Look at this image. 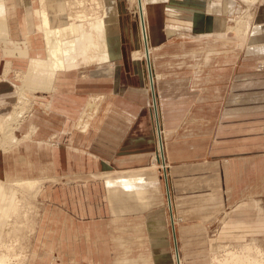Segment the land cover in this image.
<instances>
[{
  "label": "crops",
  "instance_id": "1",
  "mask_svg": "<svg viewBox=\"0 0 264 264\" xmlns=\"http://www.w3.org/2000/svg\"><path fill=\"white\" fill-rule=\"evenodd\" d=\"M29 1L27 9L19 0H8L11 37L27 42L30 57H44L36 14L41 3ZM146 1L152 46L160 35L173 36V28L162 26L169 11L193 10L200 31L223 30V15L233 11L228 2ZM52 2L48 0L49 6ZM47 10L52 26L64 24L65 15ZM115 11L111 53L118 56L59 71L49 89L32 91L34 109L23 129L26 136L33 133L31 139L0 152L3 181L67 179L43 187L49 214L38 235L39 250L56 257L48 264H174L176 235L181 256L191 255L186 240L264 238V186L261 180L249 182L250 172L264 164V72L241 78L251 84L231 87L223 105H206L214 111L222 108L219 119L208 120L192 114L203 105L194 102L199 93L190 87L189 77L163 79L158 87L166 153L161 172L151 165L158 137L144 67L130 71L134 54L133 59L127 55L126 38L134 36L139 44L137 28L133 31L138 24L120 1ZM158 12L162 22L155 25ZM167 17L177 28L189 25L186 19ZM262 35L261 29H254L249 36L252 47L262 45ZM28 63V58L13 57L15 70L6 74L0 59V112L12 103V81L19 85ZM102 98L100 117L83 119L91 103L99 104ZM56 136L58 144L49 143ZM135 256L143 261L135 263Z\"/></svg>",
  "mask_w": 264,
  "mask_h": 264
},
{
  "label": "rangeland",
  "instance_id": "2",
  "mask_svg": "<svg viewBox=\"0 0 264 264\" xmlns=\"http://www.w3.org/2000/svg\"><path fill=\"white\" fill-rule=\"evenodd\" d=\"M6 1L8 3V0ZM19 1L20 2L18 3H21L22 5L25 0ZM93 1L53 0V2L49 6L48 0H46V7L47 9L51 8L52 13H60L59 15H65L66 20L63 24L65 26L70 24L71 18H75L78 24L81 23V21H79L81 19L77 18V16L82 15L84 9L86 8L89 11L88 14H90V16L93 15L95 13V10L98 8V5H91ZM117 1H120V3L123 5V10L127 11V13L129 14H132L137 22L136 15L134 14L136 12L133 0ZM173 1V3L175 4V2L181 0ZM209 1L219 4L228 2V4L230 3L231 7L233 8V11L231 13L227 12L223 15V19L226 25L223 30L200 31L197 27L195 28V17L193 15L194 13L192 12L193 10H184V12L181 11V14L186 15L187 20L190 21L188 22L189 25H186V23L184 22V24H181L178 28L171 25L178 23L172 22L171 19H168L167 15L162 22L159 12L158 14L155 13L154 19L152 21V23L155 25H160L162 22L163 27L167 26L174 29L173 36L171 38L168 39L160 35L158 38L154 39V41H157H155L156 45L152 48V58L154 61V74L157 81L156 89L158 100H160L158 87L161 86L160 84H162L163 79H165L166 77H173L176 74H179L186 78L189 77V84L190 87H193V89L195 90V95L199 93V95L194 97V102L203 105L200 109L197 108L196 111L192 113L195 115V117L197 116L198 119L200 118V120H208L210 118L219 119L221 111L220 109L222 108H215L216 111H214L213 108H207L205 106L208 104L217 106L223 105L226 94L231 87L234 88L236 85L241 83L251 84V81L246 79L241 81V78H244L245 75H251L252 73L264 72V68L262 67L264 66V39L263 43H261L262 45H258L256 47H252L249 41L248 43L245 42L247 38L246 36L250 35V33L252 35L254 29H261L264 33V0H253L249 2L245 0H221L219 2H217L216 0ZM84 4H86L85 8L83 7ZM41 8L39 9V11L41 10ZM59 10H64V12H59ZM0 14V59L3 61L4 70H7V65L8 63H10L8 72H12L15 69L11 64V58L19 57L18 54H16V51L9 49L18 48L16 47V44H18L19 42L13 41L11 37L8 24V10L3 7V11ZM133 27H135L133 30L135 31L137 27L134 24ZM235 27L237 29L239 28L238 31L237 29H235ZM243 28L244 31L242 30ZM245 29H247V33H245ZM30 32H32L31 29L29 33ZM109 33H111V31L110 28L107 27L105 30V36ZM257 36L259 37V35ZM261 37L264 38V35H262ZM134 42V36L126 38V43L130 45V50L129 52H127V55L130 56V59L132 58L133 54H135V52H137L138 50L141 51V60L137 63L132 62L133 60H131L130 65V71L138 73L139 67V71L143 70V67L145 66L143 65L145 63V59L143 57V51L141 47L139 48L137 43ZM107 44L109 46V53L111 58L117 57V54L111 53L112 39L110 41H107ZM43 54L46 56L45 51H43ZM23 56H26L27 58L30 57L29 53ZM246 59L248 60L246 61ZM86 63L87 62H82L81 65ZM112 63L114 64V62ZM8 72L6 71L5 73L7 74ZM20 74L22 77L23 72ZM137 78L139 79L138 76ZM145 81L147 83V87L150 90L149 83L146 78ZM12 82L14 86V98L12 100V103H10L6 108V111L0 112V118L4 120L5 118H7V116L13 113L17 107L20 108V104H17V99L19 100L18 92L20 88H26L25 93L28 99L25 110L26 117H24V120L19 125L12 124L11 120L9 122H5L6 124L9 123L8 125H11L10 129L13 128V130L11 129L12 135H9L8 138H6L7 136L3 135V133L0 131L1 153L8 152L17 146L14 140L13 142H11L12 136L21 140L20 143H22L30 140L33 134L31 133L30 136H26V133L23 132V129L29 122L34 109L32 91L37 89L22 87L24 86L23 77L22 81L19 82V85L18 83L15 84V81ZM153 96L154 95L151 93V101L149 107L151 108L153 113L155 130L158 137L157 144H159V127L157 124V117L153 104ZM103 103V98L100 100L99 104L95 102L91 103V105L85 111L83 119H87L90 121L92 119L99 118L100 114L104 110V107H102ZM96 107L98 110L97 114L95 115L93 111L96 109ZM22 108L20 109L22 110ZM18 111L20 110L18 109ZM2 120L1 122H3ZM161 128V133L163 135V127ZM57 139V136L51 137L49 143H51L52 145H56L58 144L56 142ZM157 148V155L156 157H153L151 165L153 168L160 167L159 169L162 172V169L164 170L165 168L161 164L159 146ZM258 171L257 172L260 175H257V172L255 171L252 174L250 172L249 182L255 184L257 182L260 183L261 180V185L263 184L264 186V164H262V167L258 168ZM1 181L3 180L0 179V182ZM5 181L6 180H4V182ZM27 181H35L39 184L37 185V183L34 182L35 185L33 187L24 186L23 189H20L17 195L18 198L16 212L10 215L8 217L9 219L5 220L4 223H0V258L2 260V263L4 262L2 257H5L7 264H48L50 263V261H54L56 258L52 255H48L46 249L41 248V250H39L40 244L38 235L40 233V229L43 225L44 219L47 216L46 214H49L46 200L47 198L44 197L43 187L45 185L67 183V179H62L59 181L45 180L44 182H40L37 179H16L11 182L26 183ZM262 197L264 200V192L262 194ZM185 242L187 245V252L191 255L181 256V258L184 260V264H246L247 262L243 261L244 257L249 256L256 258V251L262 250L264 252V238L257 239L251 237L243 241L199 239L186 240ZM179 244L181 246V243ZM232 253H235V255H231ZM233 256H238V260L236 259L234 261L232 258ZM131 258H136L135 263H141L143 261V259L139 256ZM149 262L150 261L147 260V263Z\"/></svg>",
  "mask_w": 264,
  "mask_h": 264
},
{
  "label": "bare ground",
  "instance_id": "3",
  "mask_svg": "<svg viewBox=\"0 0 264 264\" xmlns=\"http://www.w3.org/2000/svg\"><path fill=\"white\" fill-rule=\"evenodd\" d=\"M216 1L219 2L221 0H216ZM245 1L249 2L253 0H245ZM116 2L117 0L93 1L91 5L92 6L98 5V8L95 10V13L91 16L90 14H88L89 11L87 10V8L84 9L83 14L77 16V18L81 19L79 20L81 21V23L78 24L75 18L74 19L71 18L69 25L53 27L51 25L52 19L46 7V0H40L42 8L40 11H37L36 14L40 20L39 31L42 33L45 41L46 56L28 57L29 66L27 71L23 72L22 77H23L24 86L22 87H27L30 89H37V90L49 89L53 81V78L59 71H69V70L77 69L82 64V62H87V63L97 62L98 64V63H102L103 61L107 62L112 60L109 53V46L107 44V41H110L112 39V34L109 33L105 36V30L107 27L110 28L111 24L114 21H117V14L115 11ZM133 3L135 5L134 8L136 12L134 14L136 15L137 24H138L136 29L137 31L136 41L138 40L139 48L141 47L143 51V57L145 59L144 72L142 71V76L147 79L149 83L150 91L154 95L153 104L155 107V112L157 117L156 119L159 127V138H160V140L158 141L159 142L158 146L160 151L161 164L165 165L166 163L165 144L163 140V135L161 133V129H162L161 127H163V125L161 121V113L159 110L160 101L158 100V94L156 89L157 81L154 74V61L152 58V48H153L151 44L152 25L150 23V17L148 13V6H147L148 4L146 0H133ZM24 4L27 9H29V7L31 6V2L29 0H25ZM85 5L86 4L83 5L84 8L86 7ZM3 7L8 10V5L6 0H0V13L3 11ZM11 11L13 10L11 9ZM59 12H64V10H59ZM167 15L173 19L183 18L184 20L185 19L187 20L186 15L181 14V11L174 10L173 13L169 11V14ZM235 29L237 28L235 27ZM242 30L244 31V28ZM245 31H246L245 33H247V29H245ZM27 34H29L28 31ZM250 35L246 36L247 38L245 42L248 43ZM20 46H24V47H20ZM16 47L18 48H12L9 50L16 51V54H18L19 58H24V57L27 58L26 56H23L28 53L27 42L24 40L21 43L16 44ZM140 60H141V51L138 50L134 54L133 61L139 62ZM9 67H10V63H8L7 65V72L9 71ZM25 89L20 88L18 92L19 100L17 99L18 101L17 104H20L19 105L20 108L23 107L22 110L17 107L16 110L14 112L12 111L13 113L7 116V118H5L4 120L0 118V131L3 133V135L7 136L6 138H8L9 135H12L11 129L13 130V128L10 129L11 125H8L9 123L6 124L5 122L7 121L9 122L11 120L12 124L19 125L24 120V117H26L25 110L28 99L26 97ZM18 109L20 111H18ZM1 120L3 122H1ZM13 140L17 145L21 142V140L12 136L11 142H13ZM34 182L35 181L32 182L27 181L26 183L23 182L14 183L11 182L10 180H6L5 182L4 181L0 182V223H4L5 220L9 219L8 217L10 215L16 212L18 191L20 189H23L24 186L33 187L35 183H37V185L39 184L38 182L35 183ZM172 219L175 226L176 220L173 215H172ZM175 238L177 243H175L174 255L172 257L173 263L184 264V260L181 258L179 252L177 235ZM231 255H235V253H232ZM232 258L234 261L236 259L238 260V256H233ZM2 259L4 260V262L2 263V260L0 258V264H7L5 257H2ZM243 261L247 262L246 264H264V252L262 250H258L256 251V258L246 256L244 257ZM142 263L146 264L147 260H145Z\"/></svg>",
  "mask_w": 264,
  "mask_h": 264
},
{
  "label": "built area",
  "instance_id": "4",
  "mask_svg": "<svg viewBox=\"0 0 264 264\" xmlns=\"http://www.w3.org/2000/svg\"><path fill=\"white\" fill-rule=\"evenodd\" d=\"M263 67V66H262ZM264 68V67H263Z\"/></svg>",
  "mask_w": 264,
  "mask_h": 264
}]
</instances>
